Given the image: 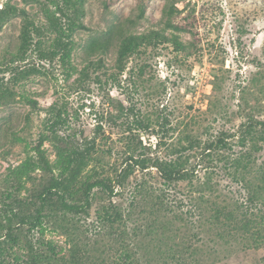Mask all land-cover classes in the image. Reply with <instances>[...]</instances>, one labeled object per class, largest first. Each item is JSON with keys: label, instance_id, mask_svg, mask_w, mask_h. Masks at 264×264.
<instances>
[{"label": "rangeland", "instance_id": "obj_1", "mask_svg": "<svg viewBox=\"0 0 264 264\" xmlns=\"http://www.w3.org/2000/svg\"><path fill=\"white\" fill-rule=\"evenodd\" d=\"M6 1L0 0V8ZM56 1L11 0L42 32L34 34L25 60L12 61L22 16L10 18L0 32V220L12 201L8 168L37 155L41 135L52 134L51 122L60 113L65 122L59 135L78 143L96 139L80 178L105 180L114 189L94 188L87 211L69 215L79 226L78 242L95 258L111 260L128 250L135 264H264V235L257 239L264 233L258 216L263 204L249 199L251 191L264 198V0H81L82 26L64 38L70 57L40 59L36 42L48 50L59 36L49 17L67 25ZM152 30L167 39L140 45L121 70L122 38ZM98 41L106 42L104 49L96 47ZM18 69L29 72L16 81ZM252 125L254 132H247ZM187 135L200 145L173 153L189 144ZM218 138L226 145L205 148ZM41 149L54 166V141L45 140ZM132 154L148 158L149 167L133 165ZM179 154L188 158L193 181L169 185L152 162ZM244 155L249 169H237L234 160ZM58 173L57 167L52 173L38 169L35 182L16 197L30 198ZM112 205L123 213L114 226L99 219ZM63 219L48 218L43 236L24 227V241L4 264H17L13 253L29 260L27 239L35 246L39 238L53 240L60 255L69 256L67 237L55 230Z\"/></svg>", "mask_w": 264, "mask_h": 264}, {"label": "trees", "instance_id": "obj_2", "mask_svg": "<svg viewBox=\"0 0 264 264\" xmlns=\"http://www.w3.org/2000/svg\"><path fill=\"white\" fill-rule=\"evenodd\" d=\"M26 1V0H25ZM57 10L62 16L66 17V26L59 23L54 18L49 17L55 30L59 33V36L55 38V42L52 44L51 49L41 48L42 41L36 42V49H38V55L40 59H54L56 55L61 54L63 61H67L70 57L71 46L70 42L67 41L65 36L70 35V31L74 29L75 26H82L81 23L77 22V17L82 14V1L81 0H57L55 2ZM175 6H171L168 13L174 9ZM177 9V8H176ZM142 10L141 13H143ZM14 16H22L24 22L21 31V44L18 53L15 54V58L12 61H17V59L25 60L27 53L32 49L34 44V34L41 35V29L35 25L32 19H30L28 12L25 8L20 7L16 3H12L11 0H7L3 7L0 8V32L4 24ZM170 23V22H168ZM178 28V26H171ZM68 32V34H67ZM167 39L165 34L159 30H152L149 33L144 34H130L122 38L120 42L119 52H118V66L121 70L125 68V59L131 54L135 53L140 45L156 46L159 43L164 42ZM177 47L181 46V42L178 38H173L172 40ZM106 42H96L98 46L104 49ZM36 69V68H31ZM29 71L27 70H17L13 79L16 81L20 77L27 75ZM4 89L1 91V97L4 96ZM30 103L36 104L35 100H29ZM65 120L60 113L56 114L55 120L52 121L50 130L51 135L43 133L40 138V143L34 149L37 155L29 154L24 160L19 164L10 166L5 178L9 182L10 190L7 192V197L11 198V202H7V208L1 212L0 220V254L1 262L4 264L6 254L10 255L14 246L21 245L24 241V227L27 228L28 232L38 229L41 236L45 234L47 229L48 218L56 217L64 218L67 220L66 223H57L55 230L61 229V234L67 237L69 256H61L57 249V245L53 240H44V238H39L38 246H35L33 242L29 239L26 240L27 246L29 248L30 256L29 260L25 261L19 254H14V261L17 264H135V260L132 254L128 250L122 252L119 256L108 259L95 258L87 248V244L81 245L78 242V232L79 226L72 224L71 216L73 214H79L86 212L87 209L92 204V191L96 187H103L109 193H113V187L107 183L105 180H94L91 181L89 178L83 180L80 178L83 170L87 167L93 159V153L96 150V139L85 138L83 143H78L72 138L71 135L61 136L58 133L62 124ZM247 132H254V125L251 126V130ZM254 135V134H253ZM254 137V136H253ZM186 138L189 141L188 145H181L179 148H174L173 153L184 152L185 150L200 145V140L198 138H193L191 135H187ZM50 139L54 141L55 148L57 150L56 162L53 164L47 159L44 151L41 149L42 143ZM225 143L224 138H218L216 142L211 141L206 143V149H212L215 147L216 143ZM226 145V144H225ZM250 155V154H249ZM250 157V156H249ZM133 165H139L141 168H148L150 160L148 158H135L132 154L130 156ZM250 158H246L245 155L234 160L235 167L239 169L244 167L249 169ZM153 165L158 168L165 182L169 185L172 182H179L189 180L190 171L187 167L188 158L180 155L176 158L166 159L157 158L153 162ZM54 167L59 169L57 176L52 174L50 178L44 179L41 184V188L33 192V196L30 198L16 197L15 194H20L22 191L27 189V184L29 182H35L36 178L33 175L38 169L44 170L46 172H53ZM125 174L122 176L125 179ZM238 179V178H235ZM264 182V174H263ZM120 183L123 182L119 180ZM261 189L264 190V183L260 185ZM254 190V189H253ZM254 191H258L255 189ZM80 196V197H79ZM79 197V198H78ZM161 202L164 201L160 197ZM251 201L256 202L260 199L263 206H260L261 213L258 214L260 221L264 222V198H260L256 192H252L249 195ZM78 200V201H77ZM77 201V202H74ZM82 201V202H81ZM32 211V207H34ZM247 210L249 206L247 205ZM221 209H216V216H220ZM101 221L110 223L114 226V223L123 219V213L116 205H112L105 208L103 212L99 215ZM56 221V220H55ZM58 221V220H57ZM59 222V221H58ZM47 224V225H46ZM258 238H263L264 233L258 232ZM180 260V258H177Z\"/></svg>", "mask_w": 264, "mask_h": 264}]
</instances>
